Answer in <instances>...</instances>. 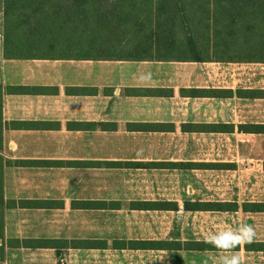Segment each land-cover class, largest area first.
<instances>
[{
	"label": "crops",
	"instance_id": "obj_1",
	"mask_svg": "<svg viewBox=\"0 0 264 264\" xmlns=\"http://www.w3.org/2000/svg\"><path fill=\"white\" fill-rule=\"evenodd\" d=\"M87 16L62 10L45 56L7 58L0 0V155L13 201L0 264H264V249L245 248L264 242V211L241 208L264 202V132L239 129L264 125V59L170 57ZM186 200L239 209L186 211ZM242 224L254 236L239 249L192 244Z\"/></svg>",
	"mask_w": 264,
	"mask_h": 264
},
{
	"label": "trees",
	"instance_id": "obj_2",
	"mask_svg": "<svg viewBox=\"0 0 264 264\" xmlns=\"http://www.w3.org/2000/svg\"><path fill=\"white\" fill-rule=\"evenodd\" d=\"M83 10L91 22L103 23L105 31L129 40L156 42L164 55L195 60L253 61L264 59V0H4V55L7 58L43 57L41 45L62 10ZM114 27V29H112ZM138 44V43H136ZM0 86V121H1ZM248 132H264V125H239ZM0 126V140H1ZM0 155V237L4 207L13 204L3 196ZM200 168H223L217 162H187ZM170 205V204H169ZM174 208L178 209L176 203ZM244 211H264V202H244ZM237 202H184L186 211H236ZM198 249H219L206 242H193ZM130 246L135 244L130 242ZM140 246H151L140 242ZM240 244L233 248L239 249ZM264 249L263 243L245 244Z\"/></svg>",
	"mask_w": 264,
	"mask_h": 264
},
{
	"label": "clouds",
	"instance_id": "obj_3",
	"mask_svg": "<svg viewBox=\"0 0 264 264\" xmlns=\"http://www.w3.org/2000/svg\"><path fill=\"white\" fill-rule=\"evenodd\" d=\"M254 236L251 225L242 224L235 230H224L206 237L205 242L219 249H233L241 243L250 242ZM220 264H240L237 255L221 257Z\"/></svg>",
	"mask_w": 264,
	"mask_h": 264
},
{
	"label": "rangeland",
	"instance_id": "obj_4",
	"mask_svg": "<svg viewBox=\"0 0 264 264\" xmlns=\"http://www.w3.org/2000/svg\"><path fill=\"white\" fill-rule=\"evenodd\" d=\"M257 216H261V215H257ZM189 217H191L192 218V214H189ZM239 217H241L242 218V215H239ZM192 223V222H191ZM190 223V225H188L187 223L185 224V226L187 227V228H191L192 227V224ZM196 228H199V227H196Z\"/></svg>",
	"mask_w": 264,
	"mask_h": 264
}]
</instances>
